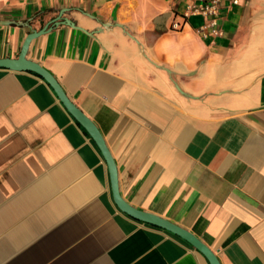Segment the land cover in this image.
<instances>
[{"label":"crops","instance_id":"crops-1","mask_svg":"<svg viewBox=\"0 0 264 264\" xmlns=\"http://www.w3.org/2000/svg\"><path fill=\"white\" fill-rule=\"evenodd\" d=\"M196 0H0V59L47 69L101 131L134 208L221 264H264V0L204 40ZM174 23L181 29H172ZM0 264H210L119 210L100 148L39 75L0 68Z\"/></svg>","mask_w":264,"mask_h":264},{"label":"water","instance_id":"water-1","mask_svg":"<svg viewBox=\"0 0 264 264\" xmlns=\"http://www.w3.org/2000/svg\"><path fill=\"white\" fill-rule=\"evenodd\" d=\"M58 23H65L68 26H71L73 28L75 27V25L70 21L62 20V18L60 17L53 21L50 25L45 26L41 31H32L31 34L26 37L22 45V51L19 57L16 59H0V68L15 72L30 71L39 75L42 79L50 84L55 94L57 95V98L61 100L69 114H71L76 122H78L82 126V128L87 131L92 140L95 141L96 145L100 148L103 158L109 168L112 195L114 196V201L120 211L126 213L128 216H132L133 218L141 222L149 223L159 228L168 230L179 238L181 237L186 242L190 243L196 250H199L203 254V256L208 259L210 264H221L216 254L205 243L197 238V236L195 237L188 230L184 229L183 227H178L164 218L162 219L147 211L144 212L134 208L133 206L128 204L120 195L117 164L115 163L112 153L105 143L101 131L98 129L96 124L93 123L89 119V117H87L86 114H84L78 107L73 104L70 98L67 97L60 83L56 81L53 75L43 66H40L39 64L28 58L29 46L32 41L41 37V35L46 34L52 27H56Z\"/></svg>","mask_w":264,"mask_h":264},{"label":"built area","instance_id":"built-area-1","mask_svg":"<svg viewBox=\"0 0 264 264\" xmlns=\"http://www.w3.org/2000/svg\"><path fill=\"white\" fill-rule=\"evenodd\" d=\"M245 0H196L195 3L186 7L184 20L190 16L203 19V24L198 27V33L204 40H216L224 37V31L220 27L223 13L228 8H236ZM172 29H181V24L174 23Z\"/></svg>","mask_w":264,"mask_h":264}]
</instances>
